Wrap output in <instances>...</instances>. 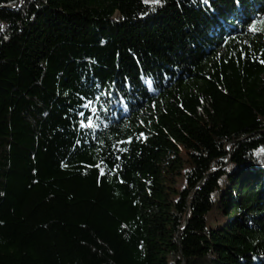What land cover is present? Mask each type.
Listing matches in <instances>:
<instances>
[{
	"label": "trees",
	"instance_id": "16d2710c",
	"mask_svg": "<svg viewBox=\"0 0 264 264\" xmlns=\"http://www.w3.org/2000/svg\"><path fill=\"white\" fill-rule=\"evenodd\" d=\"M0 26V264H264V0H0Z\"/></svg>",
	"mask_w": 264,
	"mask_h": 264
},
{
	"label": "snow or ice",
	"instance_id": "6c2138e0",
	"mask_svg": "<svg viewBox=\"0 0 264 264\" xmlns=\"http://www.w3.org/2000/svg\"><path fill=\"white\" fill-rule=\"evenodd\" d=\"M144 2H145L146 4H149V3L159 4V3H160V0H144ZM204 2H205V3H208L209 0H204ZM253 23H255V22H253ZM0 27H2V26H0ZM250 30L255 31V29L252 28L251 25H250ZM260 62H261V63H264V60H261ZM96 99H99V97H97ZM93 102H94L93 100H89V101H88V104L85 105V107H89V106H91V105L93 104ZM79 115H80V116H85V114H84L83 112L79 113ZM85 121H86V124H85ZM81 126H82V127L87 126L88 128H93L95 125L93 124L92 117H90V116H85V120H84V121H81ZM140 135L142 136L143 133H140ZM126 142H130V140H129V141H121L120 143H126ZM79 143H80V141H77V144H79ZM118 151H121V152H122V151H125V149L121 148V149H118ZM116 159L118 160V159H120V157L117 156ZM97 167H99V166H97ZM113 167L115 168V167H118V166H116L115 163H114V164H113ZM101 174L103 175V172H101Z\"/></svg>",
	"mask_w": 264,
	"mask_h": 264
}]
</instances>
